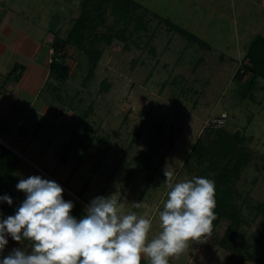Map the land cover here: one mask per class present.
Here are the masks:
<instances>
[{
  "label": "rangeland",
  "instance_id": "374dc122",
  "mask_svg": "<svg viewBox=\"0 0 264 264\" xmlns=\"http://www.w3.org/2000/svg\"><path fill=\"white\" fill-rule=\"evenodd\" d=\"M132 1L126 22L113 15L112 0L84 30L80 45H63L84 0H0V30L25 45L28 61L10 58L17 68L29 69L27 80L36 60L48 70L65 53L71 69L66 82L49 76L40 94L27 99L33 109L13 139L5 134L15 124L0 119V144L17 161L14 185L37 174L55 180L64 198L80 206V217L92 199L112 195L121 213L135 211L152 220V239L161 231L158 214L169 191L165 172L176 182L194 176L214 180L222 168L234 169L227 184L228 208L238 212L234 232L227 233L231 219L222 218L169 264H264V80L248 89L252 75L244 66L248 45L256 36L264 38V0ZM136 16L141 30H135ZM90 34L96 39H86ZM87 50L101 54L92 73ZM17 74L14 69L12 76ZM236 131L240 141L224 162L210 165L192 151L197 138L206 146L220 132ZM18 193L25 197L23 190ZM17 247L23 248L9 237L4 252Z\"/></svg>",
  "mask_w": 264,
  "mask_h": 264
},
{
  "label": "clouds",
  "instance_id": "9594fccd",
  "mask_svg": "<svg viewBox=\"0 0 264 264\" xmlns=\"http://www.w3.org/2000/svg\"><path fill=\"white\" fill-rule=\"evenodd\" d=\"M165 176L169 191L158 214L161 231L152 239V220L135 211L121 213L112 195L92 199L78 218L58 182L38 174L21 178L16 188L25 199L14 214L0 212V264H142L144 257L149 264H169L189 241L210 233L216 200L213 179L172 182V172ZM0 202L11 205L13 197L0 195ZM9 237L30 241L31 249L4 255Z\"/></svg>",
  "mask_w": 264,
  "mask_h": 264
},
{
  "label": "trees",
  "instance_id": "16d2710c",
  "mask_svg": "<svg viewBox=\"0 0 264 264\" xmlns=\"http://www.w3.org/2000/svg\"><path fill=\"white\" fill-rule=\"evenodd\" d=\"M112 0H84L82 5V12L71 29L69 35L61 43L80 45L83 40V32L88 27L93 25L96 22V15L100 17L103 15V5L110 3ZM135 6L132 0H113L112 13L120 21L126 22L130 18V7ZM94 13V16L93 14ZM135 30H141L144 28L142 18L139 16L135 17ZM173 28L178 31L180 34L186 35L190 39H193V36L187 34L185 31L173 25ZM118 36L122 37V31L118 32ZM86 39H91L92 41L96 39L95 35H88ZM89 55V58L92 60L93 65L91 67L94 69L95 65L100 59L99 51H86ZM244 59L246 64L244 65L249 73H251V78L246 82L248 89H251L254 85L253 83L257 79L264 80V38L261 36H256L251 44L248 47V50L245 54ZM49 76L53 77L57 81L62 83L70 76L71 69L66 62V54L60 56V58L55 57L48 64ZM249 92V91H247ZM218 136V135H217ZM239 142L240 139H236L235 135L229 136L226 132H220L217 139L211 141L209 144L204 146L200 138H197L192 146V151L199 152L200 161L203 159H208L210 165L216 162H224L231 156L235 151L236 142ZM201 154V155H200ZM17 167V161L13 153L7 149L5 146L0 144V195L8 194L13 197V203L9 205L7 202H0L1 212L7 216L14 214L16 208L20 205V202L24 198L19 196L18 189L13 183V174ZM237 170L224 167L218 172L214 180L217 184V190L215 191V200L216 207L214 211L216 216L212 221V226H215L219 223L222 218L231 219V224L227 229V233L231 234L234 232V228L238 224V212L234 211L231 208H228V205L232 201V194L227 187V184L232 175L236 174ZM75 173V172H73ZM70 174L69 179L74 175ZM155 170H153V175H155ZM88 186V182L85 184V187L81 190V193L85 191V188ZM80 206L77 204L74 205L72 209V214L76 217H80ZM13 240V239H12ZM13 242L16 245H21L22 247L27 246L31 249V242L28 240L15 241ZM222 245H226L225 239L222 240ZM7 252H4V255H7ZM142 264H149V261L145 258L142 259Z\"/></svg>",
  "mask_w": 264,
  "mask_h": 264
},
{
  "label": "crops",
  "instance_id": "0c3cea01",
  "mask_svg": "<svg viewBox=\"0 0 264 264\" xmlns=\"http://www.w3.org/2000/svg\"><path fill=\"white\" fill-rule=\"evenodd\" d=\"M3 11L4 10L0 9L1 14H3ZM20 40L19 37L16 39L15 37H11L9 31L3 30L0 32V119H10L15 124L14 130L5 134L7 137L12 139L17 134V129L21 127V123L23 122L22 120L27 116V113L33 109L32 103H28L27 99H34L35 96L39 95L41 87L40 84L49 78V70L44 69L46 68V65H43L44 63L42 62H36L37 60L34 62L35 64L32 66V70H30L31 77H28L29 79L27 80L29 69L26 68L27 72L25 69H20V67L17 68L18 62L15 64V61H11L10 55L12 57L23 56V59L28 61V59L24 56L25 45L20 47ZM35 48L36 47H34L33 52L35 53L37 51L38 54L39 49ZM33 52H31V54H34ZM50 53L51 50L49 51V54ZM35 59L36 57L33 60ZM14 69H17L18 74L13 77L12 74ZM27 103L28 107L26 108L25 105ZM44 108L46 109L47 106L42 105L41 109ZM58 167L59 166L56 165L54 170H57ZM72 178L69 179L68 177V181L71 182Z\"/></svg>",
  "mask_w": 264,
  "mask_h": 264
},
{
  "label": "built area",
  "instance_id": "2783aa9c",
  "mask_svg": "<svg viewBox=\"0 0 264 264\" xmlns=\"http://www.w3.org/2000/svg\"><path fill=\"white\" fill-rule=\"evenodd\" d=\"M226 118V116L225 115H223L222 117H220V118H217L215 121H213V125L215 126V127H217V126H221L222 124H223V121H224V119Z\"/></svg>",
  "mask_w": 264,
  "mask_h": 264
},
{
  "label": "water",
  "instance_id": "95a60500",
  "mask_svg": "<svg viewBox=\"0 0 264 264\" xmlns=\"http://www.w3.org/2000/svg\"><path fill=\"white\" fill-rule=\"evenodd\" d=\"M239 136V131H236L235 132V137H238Z\"/></svg>",
  "mask_w": 264,
  "mask_h": 264
}]
</instances>
